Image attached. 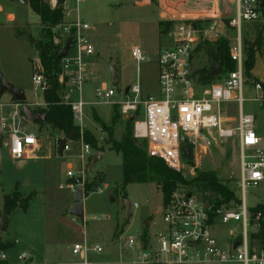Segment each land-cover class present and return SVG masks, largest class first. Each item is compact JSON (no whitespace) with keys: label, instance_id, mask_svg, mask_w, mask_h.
<instances>
[{"label":"built area","instance_id":"2783aa9c","mask_svg":"<svg viewBox=\"0 0 264 264\" xmlns=\"http://www.w3.org/2000/svg\"><path fill=\"white\" fill-rule=\"evenodd\" d=\"M73 1L77 18L73 22L57 25L60 33L55 37L54 43L59 51L67 42H71L67 56L60 60L61 72L57 81L60 100L70 107L73 122L79 129V137L74 155H69L73 152L70 145L75 143L74 140L56 137L54 145L60 156H66L70 162L76 160V166H68L65 174L68 182L65 187L72 193L80 188L84 197L85 186L93 183L92 179L87 178L88 163L97 152L83 140L86 103L81 97L73 101L71 95L82 94L91 75L87 61L95 54V47L88 37L91 30L89 24L79 17L81 0ZM227 1L231 8V14L227 18L222 17L221 7L218 5L217 9L213 8L209 12L211 16H181L171 21L174 24L167 32L169 45L158 51L156 59L157 95H143L138 81L118 94L113 88L106 86L94 91L95 98L101 103L118 105L120 115L132 118V137L139 143H144L149 158L162 161L168 169L184 179L188 171L192 183L196 182L197 175L191 164L196 165L197 153L206 151L211 145L214 132L221 138H233L238 144L240 177L236 187L239 195H235L232 190V200L214 203L205 200L204 194L195 186L177 184L159 209L164 229L153 236H130L125 239L124 245L134 263L264 264V245L253 237L260 230L261 215L252 214L251 209L254 207L246 205L248 191L257 189L264 182V146L263 138L256 132L255 117L242 112L245 46L240 34L242 23L261 21L264 25V0ZM44 2L51 10L59 6L58 0ZM60 7L64 15L67 1H63ZM2 10L0 3V13ZM227 30H236L232 43L228 42L225 34ZM217 40L228 42V57L234 69L224 72L220 70V74L213 77L216 81L204 84L199 81V75L194 69V59L203 47ZM131 57L136 63L142 62L141 49L133 47ZM41 73V66L35 69L32 83L34 90L39 91L42 98L46 86ZM253 90V100L264 103V97H257V93L262 91L261 86L256 83ZM116 96L118 100L114 101ZM231 101L238 104L237 125L235 129H223L219 106ZM26 106L32 107L31 104L15 100H0V158L3 150H6L10 160L17 164L24 160L26 152L36 149L39 142V134L24 131L22 110ZM63 139L65 143L62 146ZM181 139L191 153V161L186 158L180 144ZM104 188L105 184L94 190L101 192ZM260 205L264 206V201ZM139 207L137 203L130 204V209L136 210ZM223 226L235 228L221 241L215 235V230ZM102 251L96 245L76 243L70 250L73 260L64 264H90V255L100 254ZM17 259L21 264H31L24 254ZM0 264H9L3 251H0Z\"/></svg>","mask_w":264,"mask_h":264},{"label":"rangeland","instance_id":"374dc122","mask_svg":"<svg viewBox=\"0 0 264 264\" xmlns=\"http://www.w3.org/2000/svg\"><path fill=\"white\" fill-rule=\"evenodd\" d=\"M47 1V0H46ZM67 1V10L60 24L73 22L77 18L75 3ZM62 1V2H63ZM143 1H147L142 3ZM2 12L0 13V71L11 83L23 90L26 99L23 104H31L30 110H42L44 102L39 91L34 90L32 75L35 69L42 66L38 58V51L28 42L30 36L34 40L41 38L42 26L39 18L29 6L28 0H0ZM220 6L219 0H81L79 4V17L88 23L91 30L88 33L89 40L95 47V54L88 59V67L91 71L88 82L83 87V100L90 101L84 108L83 132H88L94 137L98 153H104L89 170L87 178L92 179L96 185L91 188L84 201L83 220H75L69 214V205L74 204V195L65 187V173L67 166H76V160L71 162L65 157H53L49 159L52 148L55 155L54 139L66 137L63 132L51 129L47 124L28 122L24 131L37 133L38 146L24 154V164L14 163L3 150L0 158V216L3 210V196L17 190L26 195L35 192L33 205L26 213L30 221H34L37 232L32 238L43 239L46 229H61L59 236L63 249L67 245L81 243L83 230L88 229L97 234V239L104 252L111 257L121 256L125 260L129 257L124 245L125 239L137 237L144 229L148 233L161 232L164 224L158 208L162 205V194L155 183L129 184L123 186L120 155L112 151L113 142L120 141L127 122L130 118L119 113L118 105H105L95 98L94 91L106 86L113 88L118 94L126 87L139 83L143 95H157V65L158 51L169 45L167 32L172 24L181 16L191 18L199 15L204 18L211 16L213 8ZM171 16V17H170ZM58 26L51 28V40L55 45V37L60 33ZM165 30H168L165 32ZM225 34L228 42L232 43L236 30H227ZM240 34L243 44H252L260 48L263 45L261 64L264 66V25L261 21L242 23ZM248 38H251L249 41ZM45 41V40H44ZM245 51H246V45ZM133 47H139L143 61L136 63L131 57ZM206 46L203 47L194 59V69L208 70L211 64L206 56ZM117 70L119 83H111L110 69ZM223 66L221 71L227 70ZM44 70V68H43ZM43 73L46 75L45 71ZM217 79H213L216 81ZM45 86L48 80L45 77ZM258 83L262 91L257 97H264V86L257 81H252L249 73H244L242 88V112L255 117L256 132L263 138L264 146V103L255 102L253 85ZM4 96H9L4 93ZM73 101H77V94L71 95ZM114 101L118 100L116 96ZM9 102H13L10 98ZM33 102V103H32ZM34 103L41 104L39 106ZM41 106V107H40ZM219 114L222 118L221 128L235 129L238 116V104L226 102L219 106ZM94 115V116H93ZM99 116V117H98ZM24 121V120H23ZM95 123V128L93 127ZM74 126L75 123L73 122ZM85 124L91 132L86 130ZM133 126V123H132ZM77 127V126H76ZM214 139L211 145L202 153H197V164L192 165L196 175H212L216 180L226 186L235 195H239L236 184L239 182V150L235 139H226L213 133ZM73 149L69 155H74L78 138L72 139ZM30 152V153H29ZM184 181L190 182L188 171ZM106 184L101 192H95V187ZM62 185V188H59ZM192 188V187H191ZM246 196V205L255 207L264 201V182L257 189L249 190ZM209 194H206L208 197ZM111 197L113 200H111ZM205 196H203L204 198ZM127 199L130 204L137 203L138 209H130L127 216L123 208L122 200ZM20 210V209H17ZM22 211V210H21ZM19 211L22 215V212ZM67 211V213H66ZM66 213L65 217L60 214ZM17 213V214H18ZM12 213L7 216L10 231L6 236L24 238L19 227L23 221L19 215ZM40 216H42L40 218ZM44 217V221H43ZM61 218V219H60ZM45 224H43V222ZM83 221V222H82ZM147 222L151 224L147 226ZM7 225V224H6ZM46 227V229H45ZM235 228V226H223L215 230V235L222 241ZM5 231V230H4ZM0 233H5V232ZM45 235V236H44ZM48 235V233H47ZM25 243V242H24ZM60 257V255H59ZM61 258V257H60ZM57 258L55 261H58ZM61 260V259H60ZM38 261H50V258ZM20 263V262H19ZM43 264V262H41ZM135 264V263H125ZM220 264V263H211ZM238 264V263H235Z\"/></svg>","mask_w":264,"mask_h":264},{"label":"trees","instance_id":"16d2710c","mask_svg":"<svg viewBox=\"0 0 264 264\" xmlns=\"http://www.w3.org/2000/svg\"><path fill=\"white\" fill-rule=\"evenodd\" d=\"M62 1L58 0L59 6L51 10L44 0H28L30 10L38 16L39 23L42 26L41 38L36 41L29 36L28 42L38 51V58L42 65L41 75L44 79L46 77L49 82L42 95L45 104L44 108L42 110H33L32 112L46 114L45 120L37 123L47 124L51 129L63 132L68 139H74L79 137V129L73 124L70 107L63 104L59 97L60 88L57 79L61 72L60 60L57 59L58 47L52 43L50 33L51 28L60 24L63 20V10L60 7ZM244 45L247 48L243 68L244 73L245 70L249 73L253 68L254 56L259 47L256 46V42L252 44L244 43ZM206 48V56L211 64L210 66L217 65L220 70H222L223 66H227V70L234 69V65L228 57L227 41L217 40L212 44H207ZM43 71H45L46 75ZM197 74L199 75V81L204 84H210L213 81V76L210 75V68L208 70H198ZM11 99L14 101L13 97ZM132 123L133 121L126 123L120 141L113 142L112 146V151L118 153L121 158L123 186L155 183L160 188L162 204L167 201L177 184L195 186L204 194L205 200L213 201L214 203H225L234 198L233 193L226 186L220 184L212 175L200 174L196 177V182L186 183L180 174L168 169L162 161L149 158L145 152L144 143H139L132 137ZM83 140L95 152H100L97 149L94 137L88 132H83ZM94 185L96 183L93 181L92 184L85 186L84 197H87L88 192ZM205 193L209 194V196L206 197ZM34 197L35 192L23 195L15 188L12 193L3 196L2 213H7L8 216L15 209L26 211ZM251 212L254 215L256 213L261 215L259 221L260 230L253 237L264 245V206L259 204L251 209ZM9 247V244H4L0 240V251L5 252Z\"/></svg>","mask_w":264,"mask_h":264},{"label":"crops","instance_id":"0c3cea01","mask_svg":"<svg viewBox=\"0 0 264 264\" xmlns=\"http://www.w3.org/2000/svg\"><path fill=\"white\" fill-rule=\"evenodd\" d=\"M248 39H249V41H251V38H248ZM262 46L263 45L261 44L260 48L255 53V56H254V65H253V68L249 72V76H250V78H251L252 81H257L262 86H264V66L261 64V58H262V54H263V47ZM5 80L10 85H12L13 87L15 86V85H13L11 83L12 81L8 80L7 78H5ZM15 88H17V87H15ZM82 93H83V90H82ZM77 96H78V99H79L80 97L82 98L83 94H80V95L77 94ZM10 98H12L10 95L9 96H4V93L3 94H0V100L1 101L6 102ZM25 99H26V96H25ZM82 101L86 103L85 107L86 106H89L91 104L88 99H87V101H85L82 98ZM235 124L237 125V120H235ZM85 127H86L85 128L86 130H88L89 132H91V130H89L87 128L86 124H85ZM93 127L95 128V123H93ZM259 136L262 137L261 135H259ZM94 137H96V136L94 135ZM39 149H36V150L38 151ZM53 155L54 154H53V151H52V148H51V150L49 152V159H52L53 157H63V158L65 157V156H60V152L57 151L56 149H55V155L56 156H53ZM103 156H104V153H101V158ZM24 162L25 161H22V162H20L18 164L19 165H23ZM68 166H67V169H68ZM65 178H66V176H65ZM67 182H68V180L66 178L65 179V184ZM105 186H106V184H105ZM19 192H21V191H19ZM21 193L24 194L23 192H21ZM72 194L74 195V193H72ZM87 197H83L82 198V203H83V216H84V201H85V199ZM33 200L34 199H32L30 201L29 207H28V209L26 211H21V210L15 209L14 211L11 212L14 216L19 211L22 212V215L20 213H18L17 215L21 216L22 219H23V221L21 223V226L19 227V231H20V233H22L21 235H24V238L23 237L22 238H19L21 236H19V237L17 236V238L6 236L8 234V232L10 231V226H9L8 221H7V225H6L5 231H4L5 233L4 234L3 233H0V240L4 244H9L10 245V247L5 251V253L7 255L8 263L9 264H21V262L19 263V261L17 259L18 256H20L21 254H24L26 256L27 261L29 263H31V264H41V262H43V264H49V263H63L64 264V263L71 262L73 260V257L71 256L70 250H71V247L74 244H76V243H74L72 245L71 244L70 245H67L65 247V249H63L62 245H60V242L61 241L58 239L59 236L62 233L61 232V229L60 230L59 229L57 230V228L55 227V229H52V228L51 229H48V232H47V229L45 227L46 232H44V233H46V236L44 235L45 237H43V239H39L37 241V239L32 238V236L35 235L36 232H37V227L35 226L34 221L28 220V218L25 215L29 211L30 207L33 205L32 204L33 203ZM72 206H73V199H72V202L70 203V205H69L68 208H71ZM157 211H159V208H158ZM66 213H67V211H66ZM65 214L61 212L60 215L62 217H65L66 216ZM67 216H69V217H71V218H73L75 220H80V219L74 218L73 216H71L69 214H67ZM41 217L42 216H40V218ZM81 220H83V218ZM43 221H44V217H43ZM43 224H44V222H43ZM150 224H151L150 222H147L146 225L149 226ZM44 226H45V224H44ZM163 229H164V227H163ZM47 233H48V235H47ZM155 233L156 232H153L152 234L151 233H148L147 230L144 229L138 236L139 237L140 236H153ZM82 242H86L89 245H96L98 247H101V244L104 243V242L99 241L97 239V234L95 232L89 231L88 229H84L83 230V239H82ZM101 248L103 250L102 253H100V254H91L90 255V258H89L90 264H125V263H132L133 262V258H132V256L129 253H128L129 254V257L127 256V258L124 260L122 256L120 258H118V257H111L110 254H108L107 252H104L103 247H101ZM59 255H60L61 258L59 257ZM47 258H50V261H41V262L38 261V260L47 259ZM57 258H60L61 260L58 259V261H55ZM135 264H137V263H135Z\"/></svg>","mask_w":264,"mask_h":264},{"label":"water","instance_id":"95a60500","mask_svg":"<svg viewBox=\"0 0 264 264\" xmlns=\"http://www.w3.org/2000/svg\"><path fill=\"white\" fill-rule=\"evenodd\" d=\"M20 2H23V0H20ZM145 2H147V1H143L142 3H145ZM262 6H264V2L262 3ZM220 7H221L222 17L223 18L229 17L231 14V8L229 7V2L227 0H220ZM70 48H71V42H67L65 47L60 49L57 52V59L61 60L64 57H66ZM110 73H111V83L112 84L119 83L117 70L114 68H111ZM219 74H220L219 67L217 65L211 66L210 75L214 77V76H217ZM125 91H127V89ZM3 93H8L11 97L14 98V100L16 102H24L25 101V94H24L23 90H21L19 88H15L12 85H10L5 80V78L3 77V75L0 72V94H3ZM22 114L24 117L23 126L27 125V123L30 121L31 122H43L46 118V114L33 113L32 110H30L27 107L23 108ZM130 120H132V118H130ZM64 143H65V139L62 140L61 145L63 146ZM180 144H181V147L184 148L187 160L191 161L192 160L191 153L187 148H185L186 145H185V141L183 139H181ZM99 159H101V153L97 152L91 156L89 163H88V167H87L88 172L93 167L95 162H97ZM82 198H83L82 190L80 188H76V190L74 192V204L69 210V215H71L77 219L83 218ZM111 200H113L112 197H111ZM122 205H123L124 210L127 213V216L129 217L130 216V203H129V201L127 199H123ZM6 221H7V213H2V215L0 216V231L1 232H3L5 230L4 228H5Z\"/></svg>","mask_w":264,"mask_h":264}]
</instances>
